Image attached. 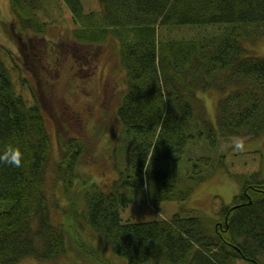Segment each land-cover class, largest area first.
<instances>
[{
	"label": "trees",
	"instance_id": "16d2710c",
	"mask_svg": "<svg viewBox=\"0 0 264 264\" xmlns=\"http://www.w3.org/2000/svg\"><path fill=\"white\" fill-rule=\"evenodd\" d=\"M44 1L10 0L11 34L20 39L19 49L31 70L39 69V59L33 60L30 53L47 45L44 17L49 8ZM51 1L54 5L57 0ZM64 2L73 13L74 48L88 52L111 39L118 43L126 89L115 113L123 129L136 138L130 150L136 157L129 161L137 170L127 182L147 184L151 199L188 198L219 163L206 171L196 169L200 175L191 176L178 190L177 182L184 178H172L162 168L144 172L150 157L158 163L176 161L189 149L187 142L204 139L215 147L223 139L264 133V57L247 54L250 49L245 44L264 37V0H99V24H94L82 0ZM188 25H218L219 32L170 36L173 27ZM21 80L27 83L22 76ZM31 92L30 103L15 89L0 54V152L11 145L23 153L21 167L0 164V264H19L29 256L56 260L67 250V229L63 220L54 223L46 190L53 137L33 84ZM203 93L214 96L215 121L208 111L211 97L206 100ZM62 134L59 131L60 154L54 166L72 199L61 208L62 214L84 218L128 264H240V260L264 264L261 171L245 174L233 201L221 205L214 215L192 208L171 218L124 220L122 206L132 199L117 187L106 190L92 182L82 193L84 208L78 209L72 190L76 182L87 184L91 177L79 167L86 143ZM161 146L164 151L158 150ZM210 159L198 155L195 165Z\"/></svg>",
	"mask_w": 264,
	"mask_h": 264
},
{
	"label": "rangeland",
	"instance_id": "374dc122",
	"mask_svg": "<svg viewBox=\"0 0 264 264\" xmlns=\"http://www.w3.org/2000/svg\"><path fill=\"white\" fill-rule=\"evenodd\" d=\"M82 2L86 11L89 10L87 12L90 13L94 24H99L102 15L99 0H82ZM44 4L49 8V12L45 9V18L49 24L46 32L47 45H40L42 49L40 60L46 63L49 59L47 62L52 76L44 80V84L39 86V89H35L33 75L25 65L24 54L19 52L18 45L11 40L10 0H0V43L2 44L0 54L10 70L15 89L31 103L33 84V89L37 92L36 100L42 108L44 107V116L54 145V156L48 170L46 190L52 205V219L54 223H60L63 220L65 230L67 229L68 243L66 252L56 260L41 261L29 256L19 264H128L126 258L115 254L110 244L96 234L84 218L75 220L71 216L66 217L62 214L61 208L72 202V199L63 189L62 182L57 179L54 166L60 154L57 138L59 131L65 137H79L86 143L85 160L79 167L82 172L90 174L91 177L87 184L76 182L72 190L78 209L84 208L82 193L92 182L106 190L109 188L114 190L117 187L119 191L125 192L132 199L130 203L122 206L121 214L124 220L171 218L176 212L186 214L187 210L192 208L214 215L221 205L233 201L234 195L241 190L245 174L252 171H261L264 174L263 133L254 138L238 136L223 139L215 147L210 143L208 146V142L204 139L187 142L185 145L189 149L182 159L176 161L165 159L164 162L158 163L157 158L151 161L150 157L144 172L147 173V168L150 172L162 168L167 170L172 178H184L183 181L179 179L180 181L177 182L178 190L185 188L191 181V176L194 179L195 176L200 175L196 169L206 171L209 167L212 168V164L219 163L217 171L208 179L195 185L186 199L154 200L150 198L147 184L140 187L128 183V179L132 180L137 170L129 161V158L135 156L134 153H130V150L135 145L136 138L123 129L116 115V108L126 89L124 72L117 55L118 43L114 39L105 42L101 45V52L95 57H91L86 48L84 54L87 56L79 57V63L76 62L71 55L67 56V49L70 48L71 43V29L75 26L71 9L64 0H57L54 5L51 0L49 4L48 0H45ZM203 26L173 27L170 36L189 38L199 34L209 35L219 32L218 25ZM245 44L250 49L247 54L264 57V37L256 43L246 40ZM94 49L96 46L93 49L89 47L90 51ZM50 52H54L56 56L51 57ZM30 55L33 56V60L38 56L36 53H30ZM41 62L36 61L39 69L42 68ZM76 67L83 68L76 72L70 71ZM67 71L70 72L67 73ZM21 76L27 79V83L22 82ZM52 77L58 78L57 85ZM49 79L52 80L50 84H48ZM211 93L216 98L219 95L215 90ZM207 95L204 94L203 97L206 100L211 97L208 111L210 118L215 121L216 107L212 104L214 96ZM238 144L242 146L240 149L236 147ZM158 150L164 151V148L161 146ZM198 155H207L211 159L197 166L195 158ZM89 157L92 158L88 160ZM239 263L250 264L246 260H240Z\"/></svg>",
	"mask_w": 264,
	"mask_h": 264
},
{
	"label": "flooded vegetation",
	"instance_id": "af4514ba",
	"mask_svg": "<svg viewBox=\"0 0 264 264\" xmlns=\"http://www.w3.org/2000/svg\"><path fill=\"white\" fill-rule=\"evenodd\" d=\"M73 46L72 45H70V48H68L67 49V51H68V53H67V56H69V55H71V57L73 58V59H75V61L76 62H78L79 63V61H80V58H82V57H86L87 55L86 54H84L85 53V51H84V49H82V51L81 50H79V49H76V48H72ZM101 48L99 47V49L97 50V49H94V50H91V51H89L88 53L91 55V57H94V55L95 56H97V54H98V52L97 51H99ZM79 52H81L82 54L80 55V54H78ZM101 52V51H100ZM99 52V53H100ZM50 56L51 57H55L56 56V54L54 53V52H50ZM40 57H41V55H40ZM80 57V58H79ZM79 59V60H78ZM47 61H49V59H47L46 60V63L44 64V65H42V68H40L39 70H35L34 71V73H33V75L35 76V78H36V82L34 83V87H36L35 89H39V86H42L43 84H44V80H47L50 76H52L51 75V73H50V70H49V65H48V62ZM56 61V60H55ZM83 67H86V66H83ZM83 67H76L75 69H73V70H70L71 72H76L77 70H81ZM70 71H67V73L68 72H70ZM52 79V78H51ZM51 79H49V81H48V84H50L51 82H52V80ZM35 93H37L36 91H35ZM43 110H44V107H43Z\"/></svg>",
	"mask_w": 264,
	"mask_h": 264
},
{
	"label": "clouds",
	"instance_id": "9594fccd",
	"mask_svg": "<svg viewBox=\"0 0 264 264\" xmlns=\"http://www.w3.org/2000/svg\"><path fill=\"white\" fill-rule=\"evenodd\" d=\"M237 149L242 146L237 145ZM23 162V153L18 147L8 146L5 150L0 152V164H6L13 167H21Z\"/></svg>",
	"mask_w": 264,
	"mask_h": 264
},
{
	"label": "bare ground",
	"instance_id": "6f19581e",
	"mask_svg": "<svg viewBox=\"0 0 264 264\" xmlns=\"http://www.w3.org/2000/svg\"><path fill=\"white\" fill-rule=\"evenodd\" d=\"M45 18V17H44ZM45 20L47 21V19L45 18ZM49 24V22H47V25ZM47 29H48V27H47ZM19 31H20V29H19ZM46 32H47V30H46ZM45 32V34H44V37L46 38V33ZM30 33V32H29ZM17 36V35H16ZM11 40L12 41H15L16 42V44L18 45V47H19V41H20V39H17L16 37H13L12 36V34H11ZM70 45H71V43H70ZM101 45H103V44H101ZM101 45H100V48H101ZM1 46H2V44H1ZM95 46H92V47H90L91 49H93ZM21 50L19 49V52H20ZM41 51H42V49H41V47L40 48H38V49H36L35 50V52L34 53H36V54H38V56H37V59H39V61L41 62L42 60H40V53H41ZM23 54V53H22ZM25 58V57H24ZM41 64L42 65H44L45 63L42 61L41 62ZM37 70H39L38 68H36ZM29 72H31L32 73V75H33V73H34V71L35 70H31V69H27ZM53 78V77H52ZM32 79H33V82L35 83L36 82V78H35V76L33 75V77H32ZM53 81H54V83L57 85V81H58V78H56V77H54L53 78ZM59 120V119H58ZM59 123H60V121H59ZM192 172V171H191Z\"/></svg>",
	"mask_w": 264,
	"mask_h": 264
}]
</instances>
